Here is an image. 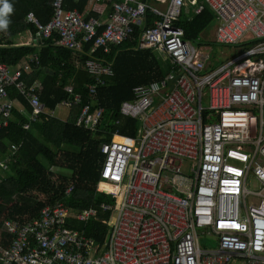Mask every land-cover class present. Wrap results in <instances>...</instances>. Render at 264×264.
Listing matches in <instances>:
<instances>
[{"label": "built area", "instance_id": "1", "mask_svg": "<svg viewBox=\"0 0 264 264\" xmlns=\"http://www.w3.org/2000/svg\"><path fill=\"white\" fill-rule=\"evenodd\" d=\"M93 1L112 6L108 22L64 11V0H54L48 24L32 12L26 19L38 28L43 45L57 35L55 46L81 55L95 43L82 66L95 82L86 86L88 100L77 125L103 122L106 109L98 95L115 76V62L94 56L110 55L135 27L141 26L137 50L166 53L173 69L161 81L135 87V98L122 104L123 116L140 121L137 136L102 146L106 160L97 191L119 199L99 207L113 214L101 220L111 228L108 238L99 243L71 229L68 218L74 214L58 202L24 225L6 220L12 239L7 248L0 241V264H264V0L202 1L216 18V46L236 51L216 68L214 55L187 40L178 25L188 0ZM150 13L157 19L148 26ZM33 62L39 64L37 56ZM30 63L13 71L0 62V135L16 104L10 87L26 96L31 119L46 111L39 83L27 87L22 79L32 71ZM67 91L66 108L83 103L73 87ZM7 169L0 164V173ZM252 175L258 191L248 188ZM98 215L91 208L75 217L88 221ZM201 234L217 247L202 248Z\"/></svg>", "mask_w": 264, "mask_h": 264}, {"label": "trees", "instance_id": "2", "mask_svg": "<svg viewBox=\"0 0 264 264\" xmlns=\"http://www.w3.org/2000/svg\"><path fill=\"white\" fill-rule=\"evenodd\" d=\"M89 1L64 0L63 8L64 11L84 13ZM53 2L8 0L13 6V12L8 17L10 24L7 30H0L1 63L14 71L22 62H30L35 56L38 57L39 64L30 63L32 72L30 75L24 72L22 79L27 87L39 83L38 95L46 108L37 119H31L33 109L26 96L14 86L9 88V97L16 104L13 118L2 127L0 135V164L8 166L0 173V241L6 248L12 239L6 233V220L19 221L24 225L39 218L46 206L58 202L66 203L71 214H74V217L68 218L71 229L99 243L108 238L111 228L103 225L101 220H110L113 214L104 213L99 207L102 203L115 204L116 198L97 191L100 172L106 160L102 146L112 143L117 133L125 137L137 136L139 121L123 116L122 104L135 98V87L163 80L174 66L170 57H162L159 52L138 51L141 26L135 27L131 39L119 47H111L110 55L99 51L94 56H105L108 61L115 62V76L100 89L98 95L99 105L106 109L103 122L97 127L77 125L76 120L88 100L86 86L93 84L95 79L83 67H77L75 62L83 66L90 59L95 43L84 46L81 55L55 46L57 35L45 41L40 49L12 47V40L16 36L26 32L38 34V28L26 20L29 13H34L44 25L51 21L54 16ZM92 17L100 18L95 13L86 16L87 19ZM214 18L209 8L191 17L184 12L178 25L185 29L186 39L195 42L203 30L212 25ZM155 19L156 16L148 14V26L153 25ZM104 30L103 26L99 33ZM70 87L74 88L75 93L83 95V103L66 108L69 113L64 119L56 116L55 111L58 106H64ZM26 124L29 126L25 127ZM69 189H72L70 193ZM91 208L98 209L97 217L88 221L75 217Z\"/></svg>", "mask_w": 264, "mask_h": 264}, {"label": "crops", "instance_id": "3", "mask_svg": "<svg viewBox=\"0 0 264 264\" xmlns=\"http://www.w3.org/2000/svg\"><path fill=\"white\" fill-rule=\"evenodd\" d=\"M202 1L203 0H188V5L185 8L186 15L189 16V17H191L192 15H196V16L200 15V14L196 13V9L198 7H200V6H204L205 8H209L206 5H201V4H203ZM205 8H204V10H205ZM111 12H112V6L111 5H109L107 3H96L95 1L90 0L83 14L85 16H89V15L95 13V15L100 16V18L102 20H104L105 22H108V20L110 19ZM214 17H215V15H214ZM156 19H157V17H156ZM155 20L153 21V25H154ZM190 20L192 21L193 18H191ZM214 25H215V30H214V33L211 34L210 33V29ZM216 28H217L216 18H214V22L212 23V25L209 26L208 29L203 30V32L199 35V38L197 39V41H199V43H202L204 45V48L206 49V51L209 54H212L211 48L213 46H216V44L214 43L215 34H216ZM25 35H27V34L23 33V35L16 36V38H14L12 40V42L14 43L12 47H33L35 49H40V48L44 47L43 43L38 39V34L37 35L31 34V39L28 40V41L25 39ZM210 44H212V45H210ZM216 47H218V46H216ZM156 52L158 53V52H161V51H156ZM162 53L165 54L167 56V58H169L166 53H164V52H162ZM235 53H236V51H234L232 53H227L226 51H219V54H221L220 57H219V54L217 55L215 53L214 54L215 61H214L213 65H212V68H216L219 65L225 63L229 59V57L230 56L231 57L234 56ZM27 62L30 63L29 61H24L20 65H18L17 67L25 65ZM75 63H76L77 67H81L82 68V66H80L77 61ZM31 72L32 71L28 72V75H30ZM22 109H20V110H22Z\"/></svg>", "mask_w": 264, "mask_h": 264}, {"label": "rangeland", "instance_id": "4", "mask_svg": "<svg viewBox=\"0 0 264 264\" xmlns=\"http://www.w3.org/2000/svg\"><path fill=\"white\" fill-rule=\"evenodd\" d=\"M214 30H215V25L210 29V33L213 34ZM25 34H27V35H25V39L27 41L30 40L31 34L28 32H26ZM21 35H23V34H21ZM219 51H226L227 53H232L235 50H234V48H225V47H216V46H213L211 48V52L213 55L215 53L218 55ZM159 53L161 54L162 57L167 58V56L165 54H163L162 52H159ZM220 56H221V54H219V57ZM68 113H69V110H67L66 107L62 106V105L58 106L57 110L55 111L56 116L63 117L64 119H66V116L68 115ZM186 165L188 166L189 162H186ZM188 169H189L188 167L185 168V170H188ZM248 188L251 191H258L260 189V182L258 181V179L254 175H252L249 179ZM118 201H119V199L116 200L115 204L118 203ZM200 243H201L202 248H206V247L215 248V247H217V242L214 239L207 238L206 236H203L202 234L200 235Z\"/></svg>", "mask_w": 264, "mask_h": 264}, {"label": "clouds", "instance_id": "5", "mask_svg": "<svg viewBox=\"0 0 264 264\" xmlns=\"http://www.w3.org/2000/svg\"><path fill=\"white\" fill-rule=\"evenodd\" d=\"M12 12H13V6L10 3H8V0H0V30H7L8 29L9 24H10V20L8 17H9V14ZM139 124H140V121H139ZM139 129H140V127H139ZM139 129H138V131H139ZM137 134H138V132H137ZM118 136L122 137L121 135L118 134V135H115L114 139L117 138ZM116 200H117V198H116Z\"/></svg>", "mask_w": 264, "mask_h": 264}, {"label": "bare ground", "instance_id": "6", "mask_svg": "<svg viewBox=\"0 0 264 264\" xmlns=\"http://www.w3.org/2000/svg\"><path fill=\"white\" fill-rule=\"evenodd\" d=\"M118 137H119V136H118ZM118 137H117V139H116V140H118V141H121V140H123V139H122V137H119L120 139H119Z\"/></svg>", "mask_w": 264, "mask_h": 264}]
</instances>
